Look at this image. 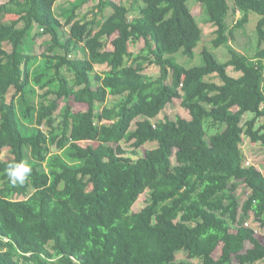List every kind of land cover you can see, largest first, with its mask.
<instances>
[{"label":"trees","instance_id":"trees-1","mask_svg":"<svg viewBox=\"0 0 264 264\" xmlns=\"http://www.w3.org/2000/svg\"><path fill=\"white\" fill-rule=\"evenodd\" d=\"M94 1L71 0L60 15L57 0L0 4V264H194L181 251L200 264L264 261V236L245 224L253 212L264 225V174L240 149L245 137L264 145V0H195L214 48L252 13L258 43L251 57L230 49L226 61L203 48L189 67L175 55L193 58L203 30L188 0H134L133 18L125 4L98 0L81 16ZM232 10L240 18L230 27ZM35 26L51 37L41 55L27 50ZM151 64L157 78L143 73ZM109 97L117 101L98 112ZM175 99L189 116L153 122ZM208 123L223 128L208 136ZM13 161L31 167L23 185L8 181ZM239 182L250 191L243 204Z\"/></svg>","mask_w":264,"mask_h":264},{"label":"rangeland","instance_id":"rangeland-1","mask_svg":"<svg viewBox=\"0 0 264 264\" xmlns=\"http://www.w3.org/2000/svg\"><path fill=\"white\" fill-rule=\"evenodd\" d=\"M6 0H0V4L5 2ZM98 0L92 2L90 5H86V7L83 8L81 16L85 15V13L92 8L94 4L97 3ZM118 3L125 4L126 6L130 7V17L133 18L139 14V8L142 5L140 2L134 3V0H114ZM233 1L234 0H229L231 6H233ZM71 0H57L55 4V12L56 14L60 15L61 11L65 7L70 6ZM188 5L190 8H192L193 14L195 15L197 22L199 23L200 27L203 30V38L201 42L198 44V47L195 49V55L193 58H190L182 53H177L175 55L176 59L178 62L181 64L189 67L193 65H199L202 64V49L203 48H208L210 51H212L221 61H226L227 59L230 58V53L229 50H235L237 53L246 55L248 57H251L254 55V53L257 50V43H258V37L255 32V26L256 22L259 18L258 14L252 13L251 14V19L249 23L245 25L243 28H234L233 33L230 35L228 43L218 47L214 48L212 44V40L215 38L214 34V27L211 24V22L208 19V15L204 12V9L201 4L198 2H195V0H188ZM111 13V8L106 9L104 14L98 15V20L104 21V19ZM91 16V15H90ZM240 18V14L238 11L232 10L230 12V15L228 17V24L230 27H233L234 24L237 22V20ZM35 29L32 30V34L28 36V52L36 54V55H41L43 52H46L48 46L51 43V37L50 35L41 33L43 31L42 28L35 26ZM98 26L95 28L97 29ZM69 34V27H62L60 29V35L65 40L68 37ZM32 38V40H31ZM143 45V41H137V42H130V50L137 54L138 51H140L141 47ZM82 51L79 52L78 57H85L87 55V51L83 50V46L81 45L80 47ZM58 52L63 53L62 50L58 49ZM103 70L102 66H97L96 67V72H101ZM95 72V73H96ZM229 73H233L232 67L228 68ZM62 73L67 77L68 81L70 83L73 82V75L72 73L68 72L65 68L62 69ZM95 73L92 74V78L95 76ZM144 74L148 76H152L153 78H157L160 76V68L156 64H151L148 65L145 70L143 71ZM239 74V73H237ZM168 83L171 82V78L167 80ZM97 84V83H95ZM13 91H10L12 93ZM42 92V91H39ZM117 101L114 97H109L106 102H97L96 103V110L98 112H101L104 106L106 105H111L114 104ZM65 100L61 99L59 101V107L56 111V116H57V122H60L61 118L59 117L60 115V110L64 106ZM74 109H77V105H74ZM189 116L188 110L182 107L181 105V100L180 99H175L173 102L167 104V106L163 109V111L159 114L158 117L153 118V122H156L158 120H163L166 117H169L170 119H175L177 116ZM251 118V114H246L243 118V123L247 121L248 119ZM210 123V120H208ZM208 123V136L211 135L213 132L222 129L223 127L216 126L212 127ZM260 123V121H259ZM135 127V123L133 124L132 128ZM258 127V125H257ZM45 129V126L42 127ZM154 144H148L143 148H140L137 151V155H133L134 158L141 156L144 154L146 151V148H150ZM123 146L129 147L128 142H123ZM240 149L243 152V155L245 157L244 165L249 166V165H255L256 167L260 168V170L264 174V165L262 163L264 162V145L261 143H256L253 144L250 140V138L245 137L243 142L240 144ZM53 151L57 152L58 149L53 147ZM131 151V150H130ZM132 155V154H131ZM172 162L174 165L177 164V160L175 158V155L172 157ZM237 194L239 195V199L241 204L245 201V199L249 195V189L246 187V185L243 182L238 183V188H237ZM148 197H149V191L144 192L139 199L136 201V203L133 206V209L135 211H140L148 202ZM247 225L253 227L258 234L261 236H264V225H262L259 221L255 220V217L253 215V212H250V216L247 219ZM245 222V224H246ZM221 246L218 247L216 250L215 254L218 255L220 253ZM177 259L178 260H186L190 261L194 264H200V260L197 259H189L187 256V253L185 251H181L177 254ZM26 264H34L33 262H27ZM256 264H264V261H259Z\"/></svg>","mask_w":264,"mask_h":264},{"label":"clouds","instance_id":"clouds-1","mask_svg":"<svg viewBox=\"0 0 264 264\" xmlns=\"http://www.w3.org/2000/svg\"><path fill=\"white\" fill-rule=\"evenodd\" d=\"M9 183L12 186L23 185L31 174V167L26 162H10L5 169Z\"/></svg>","mask_w":264,"mask_h":264},{"label":"built area","instance_id":"built-area-1","mask_svg":"<svg viewBox=\"0 0 264 264\" xmlns=\"http://www.w3.org/2000/svg\"><path fill=\"white\" fill-rule=\"evenodd\" d=\"M246 225H247V222H246Z\"/></svg>","mask_w":264,"mask_h":264}]
</instances>
